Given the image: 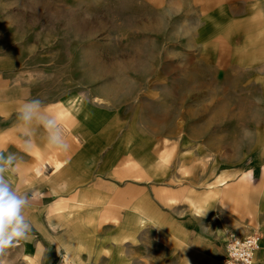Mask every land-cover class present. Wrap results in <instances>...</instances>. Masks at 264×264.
<instances>
[{"label":"rangeland","instance_id":"obj_1","mask_svg":"<svg viewBox=\"0 0 264 264\" xmlns=\"http://www.w3.org/2000/svg\"><path fill=\"white\" fill-rule=\"evenodd\" d=\"M117 79L124 81L121 95L133 87L129 97L113 99L115 94L102 91ZM253 90L260 92L253 100L264 109V0H0V150L14 154L15 165L27 163L24 175L15 166L7 178L30 198L50 174L71 171L68 164L78 153L94 151L97 164L122 137L120 131L131 127L138 139L134 126L141 129L147 163L130 164L135 157L125 142L123 165L114 168L143 171L140 182L159 188L164 208L173 197L177 206L190 188L209 191L223 182L255 185L256 195L264 193V114L242 124L247 136L239 146L226 137L234 111L214 116L224 103L232 111ZM31 98L41 99L63 129L66 151L50 148L42 129L28 137L20 126L18 109ZM146 106L159 115L147 120ZM172 106L179 112L164 115ZM111 127L112 139L96 148L94 133L101 138ZM125 180L122 174H93L90 181L100 189L92 199L104 182ZM168 184L174 194L167 195ZM77 201L66 208L45 204L46 216L36 223L41 246L23 251L21 244L31 242H22L6 264H60L66 243L73 250L64 264H85L86 256V264H111L110 244L96 246L92 233L79 229L86 226L71 229L73 216L63 217L62 224L60 213ZM71 213L78 219V211ZM259 231L250 233L260 237L261 246ZM32 232L38 233L34 227ZM31 241H40L39 235Z\"/></svg>","mask_w":264,"mask_h":264},{"label":"crops","instance_id":"obj_2","mask_svg":"<svg viewBox=\"0 0 264 264\" xmlns=\"http://www.w3.org/2000/svg\"><path fill=\"white\" fill-rule=\"evenodd\" d=\"M115 131H102L101 138L94 133L93 145L99 148L101 143L112 139ZM120 134L122 137L110 144L113 147L102 154L101 162L94 163L97 158L94 151L83 150L68 164L71 171H56L43 181L42 190L30 198L31 207L25 212L38 232H32V236L39 235L40 241L22 243L23 251L41 246L44 241L36 223L37 218L40 220L39 216H46L43 212L45 204L49 206L58 202L66 208L67 202L78 198L77 207H69L59 215L62 219L73 216L72 223L67 224L63 219L62 224L70 225L71 229L86 226L79 229L92 233L96 246L110 244L114 248L108 256L111 264H116L111 259L114 256L119 258V264H222L227 236L230 233L244 235L255 230H260L261 234L255 264H264V193L256 195L255 185L246 187L243 182L235 181L224 186L223 182L209 188V191L190 188L177 206L173 197L166 200L164 208V198L160 197L159 188L140 182L142 179L137 175H142L143 171L131 166L133 170L128 171L126 167L114 168L123 165L125 133L120 131ZM141 135L138 139L131 137L128 147V150L137 148L140 151L131 159V162H138L140 167L143 165ZM95 173L122 174L126 180L118 181L114 186L108 181L104 182L98 200L92 199L100 189V185L90 181ZM150 177L158 179L153 175ZM167 181L171 182L170 179ZM251 188L254 190L251 191ZM174 190L175 187L168 184L167 195L174 194ZM111 191L116 195L108 193ZM72 210L79 212L78 219H75L77 215H73ZM89 257H85V264L90 261Z\"/></svg>","mask_w":264,"mask_h":264},{"label":"clouds","instance_id":"obj_3","mask_svg":"<svg viewBox=\"0 0 264 264\" xmlns=\"http://www.w3.org/2000/svg\"><path fill=\"white\" fill-rule=\"evenodd\" d=\"M17 121L28 137L42 129L50 148L61 152L68 149L63 129L46 112L41 99L31 98L22 103L18 109ZM26 143L30 145L31 139ZM15 164L14 154L5 155L0 150V264H6L5 258L11 249L32 239L33 226L25 215L26 210L31 207L30 193L18 191L7 178Z\"/></svg>","mask_w":264,"mask_h":264},{"label":"bare ground","instance_id":"obj_4","mask_svg":"<svg viewBox=\"0 0 264 264\" xmlns=\"http://www.w3.org/2000/svg\"><path fill=\"white\" fill-rule=\"evenodd\" d=\"M207 1H214V0H207ZM144 72H146V71L145 70L141 71L140 75H143ZM242 76H243V74H242ZM122 85H124V81H122L121 79H117L115 81L108 83L106 86H104L102 91L104 93L110 95V96L115 94L113 99H115L116 95H119V96H125L126 95L127 97H129V95L132 93L133 87L128 86L127 87V90H128L127 93H124V95H121L123 93L122 92L123 90H121ZM253 91H254V94H243L242 97L239 99L238 104L235 105V107L233 108L232 111L228 108L226 103L222 104V106L220 108H218V110H215L214 116L217 117V119L224 118L226 113L228 114V113H232L234 111L233 115H235V117H234L235 121H234V124L232 125L233 127L231 126V129H230L231 132H228L226 134V137L229 139L228 142L232 146H235V145L239 146V144L241 142L246 140L245 136H247V133H246V131H244V133H243L242 124L245 121L246 122L256 121L257 118H259L261 115L264 114V109L261 110V107H258L256 101L253 100V98H255L256 96H258L260 98V92H258V94H255L256 90H253ZM207 93L214 94V91L209 90V91H207ZM145 104L147 105V102ZM170 105H171V103H169V106ZM145 108L148 110L146 112L148 114L145 115V118L147 120H151L152 115H159V114H156V111L152 108V106H149V107L146 106ZM178 108H179L178 106H176V107L172 106V109L168 111L169 113H165L164 115L176 114L179 112ZM82 109H85V108H82ZM85 115H88V112H85ZM107 121H111V120L107 119ZM112 129L113 128L111 127L110 130H112ZM134 129H135V134L137 136H139L142 133L140 128H137L134 126ZM104 131L106 132V130H104ZM123 132L125 133L126 149L128 150V145L131 143L130 139H131V137H134L133 130L131 127H128ZM196 132H197L196 129L190 130V134H195ZM137 145H138V143H137ZM129 151H131L133 156L137 155L138 153L140 154V151L137 148L130 149ZM140 163H141V161H140ZM143 163H147V160L144 161V158H143ZM130 164H133L134 166H138L137 165L138 162H136V163L131 162ZM15 166H17V172L21 175H24L25 172L27 171V163L26 162H22L19 165H15ZM131 170H133V169H131ZM252 233H249V235H251ZM70 245H72V244L69 243V245H67V243H66L65 252L61 256L60 264H64L65 262L67 263L68 254L70 253V251H72V248L68 247ZM118 252H119V249H118L117 253ZM111 259L116 264H119V258L117 256H114Z\"/></svg>","mask_w":264,"mask_h":264},{"label":"built area","instance_id":"obj_5","mask_svg":"<svg viewBox=\"0 0 264 264\" xmlns=\"http://www.w3.org/2000/svg\"><path fill=\"white\" fill-rule=\"evenodd\" d=\"M259 248L260 237L257 234L242 236L230 233L225 240L222 264H255Z\"/></svg>","mask_w":264,"mask_h":264}]
</instances>
